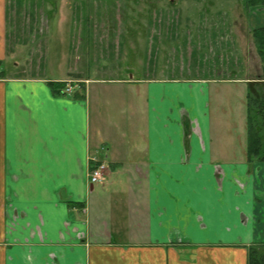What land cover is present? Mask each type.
Instances as JSON below:
<instances>
[{"label": "crops", "instance_id": "0c3cea01", "mask_svg": "<svg viewBox=\"0 0 264 264\" xmlns=\"http://www.w3.org/2000/svg\"><path fill=\"white\" fill-rule=\"evenodd\" d=\"M7 2L0 264H247L264 242V162L215 136L214 82L6 73ZM89 155L105 165L100 186Z\"/></svg>", "mask_w": 264, "mask_h": 264}, {"label": "rangeland", "instance_id": "374dc122", "mask_svg": "<svg viewBox=\"0 0 264 264\" xmlns=\"http://www.w3.org/2000/svg\"><path fill=\"white\" fill-rule=\"evenodd\" d=\"M7 1L6 73L53 76L69 67L83 74L211 79L215 136L226 135L233 153L244 149L247 89L263 82L252 19L264 5L250 6L247 0Z\"/></svg>", "mask_w": 264, "mask_h": 264}, {"label": "trees", "instance_id": "16d2710c", "mask_svg": "<svg viewBox=\"0 0 264 264\" xmlns=\"http://www.w3.org/2000/svg\"><path fill=\"white\" fill-rule=\"evenodd\" d=\"M247 3L250 6L264 5V0H247ZM251 33L262 65L263 82L252 84L255 89L249 87L246 93V155L249 161L264 162V25L254 27ZM247 264H264V242L247 246Z\"/></svg>", "mask_w": 264, "mask_h": 264}, {"label": "built area", "instance_id": "2783aa9c", "mask_svg": "<svg viewBox=\"0 0 264 264\" xmlns=\"http://www.w3.org/2000/svg\"><path fill=\"white\" fill-rule=\"evenodd\" d=\"M68 84L64 88V92L71 93L74 85L72 83L67 82ZM89 168H88V181L89 183H98L105 179V165L103 162H101L97 157L93 155H89Z\"/></svg>", "mask_w": 264, "mask_h": 264}]
</instances>
